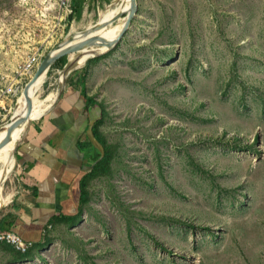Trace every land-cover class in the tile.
I'll return each mask as SVG.
<instances>
[{
    "label": "rangeland",
    "instance_id": "374dc122",
    "mask_svg": "<svg viewBox=\"0 0 264 264\" xmlns=\"http://www.w3.org/2000/svg\"><path fill=\"white\" fill-rule=\"evenodd\" d=\"M111 1L70 0L72 12L60 0H0V95L9 92L0 128L35 70L22 65L93 26ZM138 5L115 48L62 82L83 70L104 107L108 172L87 182L82 213L55 223L29 259L0 243V264H264V0ZM119 32L115 22L97 36ZM61 69L32 97L58 88Z\"/></svg>",
    "mask_w": 264,
    "mask_h": 264
},
{
    "label": "crops",
    "instance_id": "0c3cea01",
    "mask_svg": "<svg viewBox=\"0 0 264 264\" xmlns=\"http://www.w3.org/2000/svg\"><path fill=\"white\" fill-rule=\"evenodd\" d=\"M83 76V70L72 74L47 111L15 132L17 185L0 220L14 215L11 231L26 241L42 243L54 219L75 216L80 207L81 180L97 156L88 131L100 118L99 108L87 106Z\"/></svg>",
    "mask_w": 264,
    "mask_h": 264
},
{
    "label": "bare ground",
    "instance_id": "6f19581e",
    "mask_svg": "<svg viewBox=\"0 0 264 264\" xmlns=\"http://www.w3.org/2000/svg\"><path fill=\"white\" fill-rule=\"evenodd\" d=\"M129 8H130L129 0H113L112 3L110 4V8H108L105 12L103 11L100 12L99 14V18L97 19V22L99 20L104 23L99 29L89 31L86 37H83V34L80 32L72 31L74 32L75 37L71 42L67 43L66 46H68L71 43L77 42V40L79 41L87 37L95 36L107 25L109 26L113 25L115 22H117L118 26H120V31H121L126 22V18L121 19V17H119L115 19V16L118 12L129 10ZM117 35L109 34L107 40H112L116 38ZM105 50L106 47L102 45H94V46L86 47L80 51L71 52L69 54V58L73 61V64L71 65L70 69L82 65L87 59H90L95 53H99ZM66 73L67 72H63V71L57 72L58 78L56 79V82L59 85L64 80ZM43 75L39 77L37 81L29 88V96L31 98V103L29 108L27 109L26 102L23 97L22 103L16 105L9 122L6 123L4 126H2V128H0V207L2 205L6 206L8 203H10L13 197V194L9 195L8 197H5L1 185L5 180L9 178V176L15 170L14 167L17 166L14 155V149H13L15 132L17 128L24 123L39 119L47 111L48 107L53 102L56 93L60 89L59 86L56 89L53 88L45 95L43 99H38L37 97L33 98L32 95L35 92V89L38 86V84L42 81ZM19 120L21 121L25 120V121L12 131L11 138H9V140H5L7 138L6 125L13 122L16 123Z\"/></svg>",
    "mask_w": 264,
    "mask_h": 264
},
{
    "label": "water",
    "instance_id": "95a60500",
    "mask_svg": "<svg viewBox=\"0 0 264 264\" xmlns=\"http://www.w3.org/2000/svg\"><path fill=\"white\" fill-rule=\"evenodd\" d=\"M112 1H111V3H112ZM129 1H130L129 10L123 11V12H118L115 16V19H117V18L121 17L125 12H127L126 22H125L122 30L120 31V33L117 35L116 38H114L112 40H106L105 38H101V37L95 35V36L84 38L82 40H79L75 43H71L68 46H66L67 43L71 42L75 37L74 32H72V33L68 32L67 35L64 37V39L59 44H57L53 49L47 51L46 54H44V56L40 59V62L35 67V70H34L32 76L30 77L28 82L25 84V86L21 92L24 99H25L27 109L29 108L30 103H31V98L29 96V88L37 81V79L39 77H41L44 73H46L51 68V66H53L54 62L58 58H60L61 56H64V55H69L71 52L80 51L86 47L94 46V45H102V46L106 47L105 51H109V50H112L115 48V46L118 44V42L127 33L128 29L130 28V26L132 24L134 17L136 16V14L138 12V8H139L138 0H129ZM102 24H104V23L98 20V22L96 21L95 24H93V26H91L89 28H85L83 30H80V33L83 34V37H86L87 34L89 33V31L99 29L102 26ZM102 52H104V51H102ZM102 52L95 53L92 57H95ZM72 64H73V61L68 57L67 62L64 64V66L61 69V71L67 72L65 77L70 72V70H71L70 68H71ZM62 82H64V80ZM59 87H60V89H59L58 93L60 94V92L63 88L62 83L59 85ZM24 121L19 120L16 123L13 122V123L7 124L6 125L7 138L5 140H9V138H11L12 131L14 129H16L20 124H22ZM29 124H30V121L27 123V127L29 126ZM27 127H26V129H27ZM19 142H20V140L16 144V147L14 150V155H15V151H16V148H17V145L19 144ZM5 207H6L5 205H2L0 207V213L4 210Z\"/></svg>",
    "mask_w": 264,
    "mask_h": 264
},
{
    "label": "trees",
    "instance_id": "16d2710c",
    "mask_svg": "<svg viewBox=\"0 0 264 264\" xmlns=\"http://www.w3.org/2000/svg\"><path fill=\"white\" fill-rule=\"evenodd\" d=\"M72 15L73 14L69 15V19L72 18ZM94 59L96 60L97 58H94ZM66 62H67V55H64L58 58L54 62L53 66L51 67L62 68ZM81 81L83 85L85 86L86 78L84 76ZM83 96L86 98L87 106L99 108V111H100V118L93 123V125L90 127L88 131L89 139H90L88 142V145L91 146L93 149H95L98 155L95 157L93 162L90 164L87 170V173L84 175V177L81 180L80 207L77 211V214L71 217L62 216L61 218L54 219L51 222V228L54 226L55 223L61 222V220L75 221L76 218L82 213L81 206L85 204L86 202L85 187L87 186V182L92 178L98 177L100 174H105L108 172V165L110 163V151L107 147L105 139L103 138L100 132V126L103 124L104 119H105V109L102 106V104L98 102L96 98L90 96L85 89H84ZM0 215H2V213ZM15 220L16 218H14V215H10V214L5 215L3 219L0 220V232L11 231ZM43 242L37 243V244L34 243L33 248L27 254H21L20 252H17L11 246L7 245V243H2V244H5V246H8V248L14 250L17 254V258L21 261V260L29 259L34 254V252L37 250V248H39L43 244Z\"/></svg>",
    "mask_w": 264,
    "mask_h": 264
},
{
    "label": "built area",
    "instance_id": "2783aa9c",
    "mask_svg": "<svg viewBox=\"0 0 264 264\" xmlns=\"http://www.w3.org/2000/svg\"><path fill=\"white\" fill-rule=\"evenodd\" d=\"M60 2V6L62 9L72 11V3H70V0H60ZM40 58V55L34 54L24 65H22L21 70L26 73H31L35 69L37 64L40 62ZM8 93V91H1L2 96L0 95V114L1 110L5 111V105L3 104V100L5 98V95ZM0 243H7V245L11 246L13 249H15L17 252H20L21 254H27L34 246L33 242L24 240L19 234L12 231L0 232Z\"/></svg>",
    "mask_w": 264,
    "mask_h": 264
}]
</instances>
